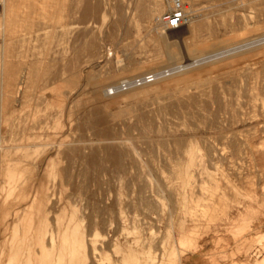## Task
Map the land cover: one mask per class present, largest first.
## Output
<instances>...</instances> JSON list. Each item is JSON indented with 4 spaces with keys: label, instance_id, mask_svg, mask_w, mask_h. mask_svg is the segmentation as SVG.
Masks as SVG:
<instances>
[{
    "label": "rangeland",
    "instance_id": "374dc122",
    "mask_svg": "<svg viewBox=\"0 0 264 264\" xmlns=\"http://www.w3.org/2000/svg\"><path fill=\"white\" fill-rule=\"evenodd\" d=\"M157 1L0 0V264L37 229L41 177L51 264H71V216L101 233L78 264H264V0H187L168 34Z\"/></svg>",
    "mask_w": 264,
    "mask_h": 264
},
{
    "label": "bare ground",
    "instance_id": "6f19581e",
    "mask_svg": "<svg viewBox=\"0 0 264 264\" xmlns=\"http://www.w3.org/2000/svg\"><path fill=\"white\" fill-rule=\"evenodd\" d=\"M187 1V0H186ZM158 2V1H157ZM161 2L162 1H159L157 4V6H156V14L157 15H159L160 16V14H159V11L158 10H161L160 9V6L162 7V5H161ZM163 4V3H162ZM195 19V18H194ZM157 20H158V18H157ZM193 20V18L188 22V24L191 22ZM203 21V20H202ZM201 20H200V22H202ZM194 22V21H193ZM195 22H198L199 23V21H195ZM194 22V23H195ZM196 24V23H195ZM194 25V24H193ZM157 26V25H156ZM184 27H185V25H183ZM188 26V25H187ZM195 26H197V25H195ZM208 26V25H207ZM183 27V28H184ZM198 27V26H197ZM182 28V27H181ZM201 28V27H200ZM191 30H193V33H194V31H196V28H195V30L194 29H191ZM197 30H199V29H197ZM201 30V29H200ZM190 31V30H189ZM202 31V30H201ZM162 32H165V33H167L168 34V32H166V30H162ZM174 33V32H173ZM197 33V32H196ZM195 34V33H194ZM191 35V34H190ZM186 36V35H185ZM184 39H186V38H184ZM185 41V40H184ZM188 42V41H187ZM199 43V42H198ZM190 44V43H189ZM194 44V43H193ZM191 45H192V43H191ZM196 45V44H195ZM198 45V44H197ZM175 53L177 54L179 51L175 48ZM207 53V52H206ZM38 61V60H37ZM45 60H43V62H44ZM134 61V60H133ZM40 62V61H39ZM36 63V62H35ZM41 65H42V63H41ZM27 66V65H26ZM30 66V65H29ZM38 68H39V66H38ZM44 68V67H43ZM72 68V67H71ZM34 70V69H33ZM158 70V69H157ZM97 71V70H96ZM35 72V71H34ZM31 73H33V72H31ZM29 76V75H28ZM26 77H27V74H26V72L24 71L23 72V70H22V72H20V70H18L16 67L13 69V70H10L9 71V74H8V76H7V83H8V85H10V87L11 88H18L17 90H21L22 89V87L24 86V83H25V81H26ZM32 77V76H31ZM104 77V76H103ZM33 80V79H32ZM15 91V90H14ZM16 92V91H15ZM91 98V97H90ZM87 102V101H86ZM98 102V101H97ZM50 115V114H49ZM46 123V122H45ZM45 123H43V126H44V124ZM50 123V122H49ZM46 126V125H45ZM32 127H36V126H32ZM41 127V126H40ZM37 128V127H36ZM34 130V129H33ZM30 132H32V131H30ZM29 133V132H28ZM37 133H39V132H37ZM37 133H35L34 132V134L35 135H38ZM31 135V134H30ZM4 137V136H3ZM3 139V138H2ZM1 141V140H0ZM74 141H75V139H74ZM195 145V144H194ZM197 146H199V145H197ZM78 147V146H77ZM194 147V146H193ZM49 149L50 148H45V149H41L42 151H38L37 152V155H36V157H37V161H38V163H39V168L41 169V170H44V169H46V167L51 163L52 164V157H53V154L51 153V151H49ZM192 149V148H191ZM200 150V149H199ZM191 151V150H190ZM197 151V150H196ZM201 151V150H200ZM185 152H186V150H185ZM198 152V151H197ZM213 153V152H212ZM192 154V153H191ZM209 154V153H208ZM193 155V154H192ZM211 156H213V155H211ZM195 157V156H194ZM197 157V156H196ZM196 157H195V160H196ZM200 157V156H199ZM203 157V156H202ZM202 157H201V159H202ZM190 158V157H189ZM198 158V157H197ZM180 159V158H179ZM185 159V158H184ZM175 160V159H174ZM190 160V159H189ZM193 160V159H192ZM194 160V161H195ZM197 160H199V159H197ZM204 160V159H203ZM181 161V160H180ZM200 161V160H199ZM214 161V160H213ZM178 162V161H177ZM203 162V161H202ZM10 163V161L8 160V164ZM187 163V162H186ZM194 163V162H193ZM195 163H198V162H196L195 161ZM194 163V164H195ZM201 163V162H200ZM177 164V163H176ZM209 164V163H208ZM6 165V164H5ZM178 165V164H177ZM187 165H189L188 163H187ZM199 165V164H198ZM202 165V164H201ZM8 166V165H7ZM202 167V166H201ZM9 168V167H8ZM5 169H6V166H5ZM181 169V168H180ZM14 171H15V169H14ZM187 172V171H186ZM173 173V172H172ZM40 174V173H39ZM194 175V174H193ZM14 176V175H13ZM181 176V175H180ZM187 176V175H186ZM191 176H192V174H191ZM193 177V176H192ZM16 178V177H15ZM40 178V177H39ZM187 178V177H186ZM185 178V179H186ZM40 181L38 182V184L36 185V189L34 190V198H35V200L36 201H38L39 200V204H37V205H39V206H37V211H38V218H39V220H37V221H39L38 222V224L36 225L37 226V229H36V227H35V231H34V225H33V223H31V225H30V227L29 228H27V229H25L23 232L22 231H19V230H17V237H16V240H15V244H14V246L12 247V250H11V259L14 261L13 263H9V264H51V262H52V260H53V258L51 259V258H49L50 256H48L49 255V253H48V255L47 256H45L44 258H42L43 257V255H42V257H40L39 256V252H41L42 254L44 253L45 254V251H46V249H48L47 247H48V244H52V242L54 241V235L52 234L51 236H49L51 233H49V235L47 236V229H49V228H47L46 226H47V224H46V220H45V218L46 217H49V216H46V214H47V211H48V208H47V206H46V199L48 198L49 199V201H50V195H51V187H50V182H49V184L48 183H46L45 182V180L43 179V177H41V179H39ZM199 180V179H198ZM200 182V181H199ZM149 183V182H148ZM150 184V183H149ZM200 184V183H199ZM2 185V184H1ZM20 185V184H19ZM14 186V185H13ZM16 186H18V185H16ZM195 186V185H194ZM161 188V187H160ZM195 188V187H194ZM32 190V189H31ZM201 191V190H200ZM33 192V191H32ZM30 193V192H29ZM29 193H28V195H29ZM201 194V193H200ZM118 197V196H117ZM119 198V197H118ZM46 200V201H45ZM35 201V202H36ZM33 202H34V200H33ZM46 203V204H45ZM200 204V203H199ZM31 205H34V204H31ZM21 208L22 209H27L28 208V205L27 204H25V206L24 205H21V207L20 208H18L17 210H16V215L17 216H21ZM118 213H120V212H118ZM122 213V212H121ZM74 214V213H73ZM77 215V214H76ZM75 215V216H76ZM93 215V214H92ZM82 215H80L79 217H81ZM120 216V215H119ZM72 217L73 216H71L70 217V219L71 220H69V222L67 223V225H66V229H65V237L64 238H67V240L65 239V241L67 242V241H69V239L68 238H70L71 240H70V245H71V248H70V250L72 251V256H69L70 257V259H71V264H78V263H75L77 260H78V262L80 261L79 259L80 258H83V256H84V259H85V257H86V254H84V253H86V252H83L84 251V246H85V243H86V238H85V236L86 235H81V233L80 232H78V231H76V226H77V228H78V224L80 223H78V221H77V223H75V224H73L72 223ZM122 217V216H121ZM74 218V217H73ZM121 219V218H120ZM75 220V219H74ZM77 220V219H76ZM81 220V219H80ZM118 220V219H117ZM48 221V220H47ZM83 221V220H82ZM121 221V220H120ZM198 221V220H197ZM76 222V221H75ZM136 222V221H135ZM84 223H82V225H83ZM94 224V223H93ZM82 225H81V227H82ZM97 227V226H96ZM69 228H72V230H73V233L71 234L72 236L71 237H69L70 235H68V230H69ZM80 228V227H79ZM71 230V231H72ZM85 232H87L86 230H84ZM96 231V233H92V234H94V236H90L89 237V240H87V242H88V244H90L91 243V247H89V245H88V247L89 248H87V245H86V247L85 248H87V250L89 249L90 250V248L92 249V251H93V253L94 252H96L97 250H99L98 248H100V246H98V244H97V240H98V238H97V236L96 235H100V234H97V230H95ZM91 232V231H90ZM89 232V233H90ZM87 234V233H86ZM91 234V235H92ZM90 235V234H89ZM88 235V236H89ZM87 236V237H88ZM51 241V243H49L48 241ZM65 241L63 240V242H64V244H65ZM90 241V242H89ZM100 241V240H99ZM99 243V242H98ZM100 244V243H99ZM55 245V244H54ZM53 245V246H54ZM67 245V244H66ZM49 247H51V246H49ZM55 247V246H54ZM62 248V247H61ZM52 249V248H51ZM64 249V248H63ZM63 249H61V250H63ZM102 249V248H101ZM131 250V249H130ZM85 251H86V249H85ZM150 251V250H149ZM252 251V250H251ZM61 252V251H60ZM62 252H65V251H62ZM99 252H100V250H99ZM99 252H97V253H99ZM46 253H47V251H46ZM88 253H89V251H88ZM92 253V252H91ZM92 253V254H93ZM56 254V253H55ZM55 254H53V255H55ZM80 254H81V256H80ZM154 254V253H153ZM46 255V254H45ZM58 255V254H57ZM91 255V254H90ZM90 255H88V256H90ZM98 255V254H97ZM52 256V255H51ZM59 256H60V254H59ZM59 256H56V258H58ZM61 256L62 257H64V254H62L61 253ZM92 256V255H91ZM90 256V257H91ZM132 256V255H131ZM48 257V259H46ZM53 257V256H52ZM88 258V257H87ZM134 258V257H133ZM154 258H156V255L155 256H152V253L151 252H149L148 254H147V256L146 257H144V260H145V264H151L152 263V261H154L153 259ZM62 258L61 257H59V260H57V264H58V262L61 260ZM84 259H82V260H84ZM157 259V258H156ZM82 260H81V263H82ZM55 261V260H54ZM64 262L66 261V260H63ZM70 261V260H69ZM86 261V260H85ZM158 260H156L155 262H157ZM88 262V261H87ZM133 264H142V262H141V257L140 258H134V260H132L131 261ZM53 263V262H52ZM61 263V262H60ZM59 263V264H60ZM80 263V264H81ZM83 263H84V261H83ZM154 263V262H153ZM152 263V264H153ZM86 264V263H85ZM90 264H91V262H90Z\"/></svg>",
    "mask_w": 264,
    "mask_h": 264
},
{
    "label": "built area",
    "instance_id": "2783aa9c",
    "mask_svg": "<svg viewBox=\"0 0 264 264\" xmlns=\"http://www.w3.org/2000/svg\"><path fill=\"white\" fill-rule=\"evenodd\" d=\"M168 8L160 14L158 17V24L163 30H170L173 28H179L183 25L188 24V22L193 18L194 13L186 0H168ZM169 68L165 69L166 73H169ZM158 72H146L141 75L132 76L130 78H125L121 80L114 87L110 88L112 92L115 89H125L132 84H142L147 81H152L156 79Z\"/></svg>",
    "mask_w": 264,
    "mask_h": 264
}]
</instances>
